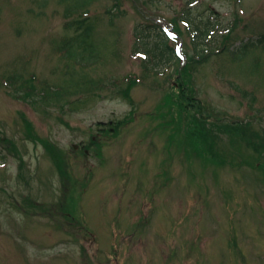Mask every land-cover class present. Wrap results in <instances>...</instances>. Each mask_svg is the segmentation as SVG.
Wrapping results in <instances>:
<instances>
[{"label":"rangeland","instance_id":"374dc122","mask_svg":"<svg viewBox=\"0 0 264 264\" xmlns=\"http://www.w3.org/2000/svg\"><path fill=\"white\" fill-rule=\"evenodd\" d=\"M188 1L93 0L86 22L96 20L100 58L89 64L61 51L79 34L64 2L0 0V264H264V45L231 52L264 34V0L192 9V23L234 27L219 52L222 34L203 50L181 30L196 80L186 95L199 101L191 112L174 65L145 73L132 56L136 25L174 18ZM134 72L143 78L126 86L131 101L120 93ZM169 104L177 126L149 123Z\"/></svg>","mask_w":264,"mask_h":264},{"label":"trees","instance_id":"16d2710c","mask_svg":"<svg viewBox=\"0 0 264 264\" xmlns=\"http://www.w3.org/2000/svg\"><path fill=\"white\" fill-rule=\"evenodd\" d=\"M92 1L93 0H60V2L65 3L64 9L66 10V13H65L66 17H70L73 14L78 15L77 18H72L71 19L72 21L69 20L70 24L67 27H70L71 24H74L76 31H81L74 38H68V40H65L63 42L64 43L63 46L61 47V51H64V53L68 52V54H67L68 58L69 57L76 58L77 61H79V59L81 58V62H82V60L84 61L85 59H87L85 57V54H87V53L89 55L91 53V55H94L96 58H98L100 55L97 48L95 47V43L90 38V36L93 33L92 29H93L94 22H93V20L86 22L87 16L83 17L84 13L88 14L89 11L91 10L90 5L92 4ZM95 1H97V0H95ZM116 1H119V0H116ZM80 17H82V18H80ZM190 17L193 18V20L195 19L191 15H190ZM193 24L194 25H191V26H193V28H194L193 31H196L197 40L203 39V37H205L204 35L206 34L208 28L211 27L209 22H207V24L205 23L206 28L203 27L202 25H200V24H202L201 20L199 22L196 21ZM176 27L179 28L180 26L176 23ZM137 28H138V30H137L138 39H140L141 47H142L141 49L146 50L150 54L149 57L147 56V58H151L152 60H154L155 64H158L159 62L166 63L167 61H171V59H172V60H175L178 67L180 66V62L182 60L178 59L177 56H175L173 48H169V44H168L169 40H168V38H166V36L162 32L161 27L158 23L140 25ZM80 29H82V30H80ZM153 34H156V36L155 35L153 36ZM229 39H230L229 35H227V36H224L222 41H223V43H225V42L229 41ZM197 40H195V41H197ZM251 43H256L257 46L258 45H264V35H262L256 41H251V42H246L245 40L241 39L238 42V44H236L237 50H232L231 52L232 53H233V51L240 52L239 56H242L247 51L246 47H248ZM197 46H200L201 49H203V50L205 48H208V47H204L205 44H203V43L201 44L200 41L197 44H194V47H196V49H197ZM202 54L203 53H201L200 55H202ZM187 57L190 58V60L192 59L191 55L189 53L187 54ZM149 62H150L149 59H148V61H145V66H147V64ZM176 69L180 70V72L178 74V80L180 83L179 88L181 86V92H182L180 94V98L182 100H184L183 103H186V107L188 108V112H191L190 108L194 107L195 101H197V100L194 96L192 97L191 94L186 95V92L191 91L189 89L192 88V81L190 80L189 65H187L186 67L184 65V66H182V68H176ZM184 76L187 77V80L184 78ZM73 81H74V79H73ZM188 82L189 83L191 82V85H187ZM135 83L136 82L134 80L130 84L133 85ZM125 93L128 94V89L125 90ZM120 94H123V93H120ZM27 95H28V93H27ZM175 98L176 97H174L173 99H175ZM197 102L199 103V101H197ZM175 106L176 105L169 104L168 110H167V113H169V114L162 113V109L158 108L156 111V113H158V116L156 118L151 117L150 120L151 121L159 120L168 126L170 124H168L167 122L170 120V121H173L174 126H177V124H176L177 120H179V118L182 119V114H181V112H179L177 116L175 115V113H174V111H176ZM179 114H180V116H179ZM168 115L171 116V118L168 120H165V119L163 120V118H165V117L167 118ZM178 116H179V118H178ZM192 123H193L192 124V130L195 133L196 138L198 135V136H200V139H201V134L198 131L197 122L193 121ZM186 124L184 126L182 125L183 126L182 128L179 126L176 127L177 130L179 131L178 133L182 132V134H184V133H187L190 131L189 129H191V124L188 125V128H185ZM229 128H233V126L229 127ZM245 128H247L246 125H244L241 128H237V129H240L241 131H243ZM262 147L264 148V144H262ZM190 148H192V147H190ZM213 153L217 154L214 151V149H213ZM198 154L201 155L199 149H198Z\"/></svg>","mask_w":264,"mask_h":264}]
</instances>
